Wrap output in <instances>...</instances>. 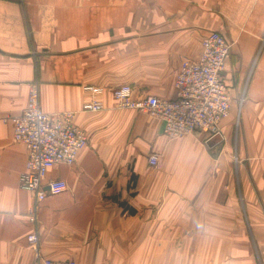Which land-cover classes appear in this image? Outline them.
<instances>
[{
    "label": "crops",
    "instance_id": "1",
    "mask_svg": "<svg viewBox=\"0 0 264 264\" xmlns=\"http://www.w3.org/2000/svg\"><path fill=\"white\" fill-rule=\"evenodd\" d=\"M210 30L231 43L232 110L215 155L206 133L170 139L112 95L129 84L136 99H174L182 59ZM32 83L43 110L75 112L89 136L75 164L49 172L67 188L40 203L38 251L34 195L19 186L28 152L10 120ZM90 86L103 88L104 110L83 109ZM37 252L77 264H264V0H0V264H37Z\"/></svg>",
    "mask_w": 264,
    "mask_h": 264
},
{
    "label": "built area",
    "instance_id": "2",
    "mask_svg": "<svg viewBox=\"0 0 264 264\" xmlns=\"http://www.w3.org/2000/svg\"><path fill=\"white\" fill-rule=\"evenodd\" d=\"M230 49L231 43L224 33L210 30L202 38L199 55L182 59L176 74L174 99L157 95L136 99L129 84L113 89V98L118 108L146 111L162 121L164 134L170 139L204 132L208 146L215 139L223 141L222 122L230 116L233 100L223 80ZM85 89L92 92V99L83 109L93 112L104 110V104L97 98L104 91L103 88L90 86ZM75 118L73 111L50 113L43 110L38 83L31 84L27 105L22 113L10 117L13 140L23 144L28 152L25 170L19 176V186L34 195L29 214L33 231L28 235V240L37 251L40 203L48 195L58 194L67 188L64 180L50 179L49 172L57 165L75 164L89 140L86 131L76 125ZM149 163L158 165V155H150ZM36 258L37 264H77L71 259L41 258L39 252Z\"/></svg>",
    "mask_w": 264,
    "mask_h": 264
},
{
    "label": "rangeland",
    "instance_id": "3",
    "mask_svg": "<svg viewBox=\"0 0 264 264\" xmlns=\"http://www.w3.org/2000/svg\"><path fill=\"white\" fill-rule=\"evenodd\" d=\"M239 109H240V104H238V108L235 109V112H234L233 135H232V139H231L232 151H233V147H235V145H236V140H237V137H238V134H239V128H240V117H239V111L240 110ZM138 111H141V110H138ZM142 112L145 113V114H147L151 118H154L150 113H148L146 111H142ZM213 142L214 143H212L210 146L213 147V146L216 145L214 147L215 149L213 150L214 155L215 154H220L221 148H222V146H224L225 140L221 141L218 138V139H215ZM234 142H235V145H234ZM236 160L237 159H235L234 161H236Z\"/></svg>",
    "mask_w": 264,
    "mask_h": 264
},
{
    "label": "trees",
    "instance_id": "4",
    "mask_svg": "<svg viewBox=\"0 0 264 264\" xmlns=\"http://www.w3.org/2000/svg\"><path fill=\"white\" fill-rule=\"evenodd\" d=\"M131 210V209H130Z\"/></svg>",
    "mask_w": 264,
    "mask_h": 264
}]
</instances>
